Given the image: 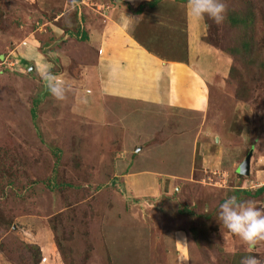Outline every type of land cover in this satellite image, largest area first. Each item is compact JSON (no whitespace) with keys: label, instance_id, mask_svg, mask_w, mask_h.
<instances>
[{"label":"rangeland","instance_id":"obj_1","mask_svg":"<svg viewBox=\"0 0 264 264\" xmlns=\"http://www.w3.org/2000/svg\"><path fill=\"white\" fill-rule=\"evenodd\" d=\"M79 2L0 0V264H177L164 216L174 208L167 203L164 212L160 204L130 200L119 176L138 159L141 167L160 169V155L168 159L163 171H178L170 157L189 162L200 145L201 118L151 107H124L107 117L98 105L82 107L90 89L77 70L80 59L73 58L88 49L79 41ZM226 3L224 23L202 18V40L218 52L224 72L211 87L208 114L217 121L209 122V146L217 144L221 124L231 139L218 158L212 151L199 161L211 167L203 174L207 184L230 174L252 178L238 198L262 208L261 195L250 187L264 184V0ZM32 47L39 54L30 53ZM49 71L71 85L64 101L48 90ZM176 147L177 156L170 153ZM249 154L250 175H240ZM184 195L203 203L200 226L192 230L197 252L183 264H241L250 255L264 264V241L249 246L231 233H215L218 211L208 208L220 196L187 183Z\"/></svg>","mask_w":264,"mask_h":264},{"label":"crops","instance_id":"obj_2","mask_svg":"<svg viewBox=\"0 0 264 264\" xmlns=\"http://www.w3.org/2000/svg\"><path fill=\"white\" fill-rule=\"evenodd\" d=\"M74 8L80 22L79 41L88 47L85 53L73 56L80 59H75L81 62L76 64L77 70L90 89L89 99L80 98L82 107L98 105L107 117L119 115L114 111L124 107H151L165 115L193 113L201 118V126L195 132L200 145L188 157L189 162H185V158L183 163V158L173 160L170 157L172 163L169 164L178 163V171H163L168 159L160 155L155 158L161 161L160 169L141 167L138 159L128 173L119 176L123 192L130 200L160 204L164 212H167V203L169 209L174 208L173 214L164 215L172 227L170 233H166L167 243L173 245L177 264H183L197 252L192 230L200 226L196 223L201 202L199 198L184 195L185 183L209 187L210 194L220 196L211 200L208 210L214 212L219 210L225 197L235 195L238 198L240 194L237 193L245 190L246 182L253 180L248 178L245 182L240 176L230 174L227 179L216 177L212 184L204 182L203 174L211 167L203 166L205 162L199 160L212 151L218 158L220 148L231 139V134L221 124L222 131L213 137L217 144L209 146L213 135L210 133L214 129L209 122L211 119L213 124L217 121L208 114L211 87L221 82L224 74L217 63L220 55L203 42L206 27L202 18L190 14L189 1L80 0ZM34 49L32 47L30 53L39 54L37 47ZM46 66L41 68L47 71ZM178 152H182L178 147L176 152L170 151L176 153L175 156ZM125 168L122 162L121 170ZM199 173L202 176L197 178ZM250 188L255 190V195H261L262 202L264 189ZM220 227L218 225L215 232L218 237L231 235Z\"/></svg>","mask_w":264,"mask_h":264},{"label":"clouds","instance_id":"obj_3","mask_svg":"<svg viewBox=\"0 0 264 264\" xmlns=\"http://www.w3.org/2000/svg\"><path fill=\"white\" fill-rule=\"evenodd\" d=\"M189 12L196 18L213 20L222 24L227 19L228 7L226 0H189ZM48 90L57 101H64L72 91L71 85L57 74H44ZM217 221L221 228L238 236L250 246L257 241H264V208L257 207L251 200H241L235 195L224 199L219 205ZM241 264H261L256 256H246Z\"/></svg>","mask_w":264,"mask_h":264},{"label":"water","instance_id":"obj_4","mask_svg":"<svg viewBox=\"0 0 264 264\" xmlns=\"http://www.w3.org/2000/svg\"><path fill=\"white\" fill-rule=\"evenodd\" d=\"M251 158H252V154H249L248 157L245 159L244 163L239 168L238 173L240 175H243V176L250 175Z\"/></svg>","mask_w":264,"mask_h":264},{"label":"built area","instance_id":"obj_5","mask_svg":"<svg viewBox=\"0 0 264 264\" xmlns=\"http://www.w3.org/2000/svg\"><path fill=\"white\" fill-rule=\"evenodd\" d=\"M259 189H264V184L257 186ZM262 208H264V194L262 199Z\"/></svg>","mask_w":264,"mask_h":264},{"label":"trees","instance_id":"obj_6","mask_svg":"<svg viewBox=\"0 0 264 264\" xmlns=\"http://www.w3.org/2000/svg\"><path fill=\"white\" fill-rule=\"evenodd\" d=\"M177 1H180V2H187V1H189V0H177ZM264 191V190H263ZM261 193H262V191H261Z\"/></svg>","mask_w":264,"mask_h":264}]
</instances>
